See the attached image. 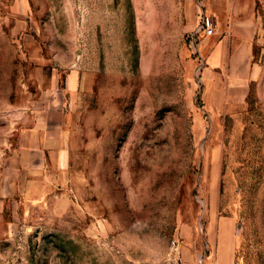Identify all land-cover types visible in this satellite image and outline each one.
Instances as JSON below:
<instances>
[{
	"label": "rangeland",
	"instance_id": "obj_1",
	"mask_svg": "<svg viewBox=\"0 0 264 264\" xmlns=\"http://www.w3.org/2000/svg\"><path fill=\"white\" fill-rule=\"evenodd\" d=\"M193 2L0 0V264H264V0L247 100H209ZM22 89L67 112L28 178Z\"/></svg>",
	"mask_w": 264,
	"mask_h": 264
},
{
	"label": "crops",
	"instance_id": "obj_2",
	"mask_svg": "<svg viewBox=\"0 0 264 264\" xmlns=\"http://www.w3.org/2000/svg\"><path fill=\"white\" fill-rule=\"evenodd\" d=\"M199 1L201 12L205 10L215 24V33L210 37L198 33L199 25L194 39L205 66L209 100H247L262 73L255 61L263 31L260 0ZM24 91H20L22 95L17 96L12 107L16 144L11 161L28 178L40 170L49 156L52 160L54 153L62 152L60 147H53L52 131L59 125L63 132L67 112L65 100H28ZM54 112L60 115L58 125L52 118Z\"/></svg>",
	"mask_w": 264,
	"mask_h": 264
},
{
	"label": "built area",
	"instance_id": "obj_3",
	"mask_svg": "<svg viewBox=\"0 0 264 264\" xmlns=\"http://www.w3.org/2000/svg\"><path fill=\"white\" fill-rule=\"evenodd\" d=\"M198 33H202L204 37H210L215 33V24L213 18L208 15L205 10L202 13Z\"/></svg>",
	"mask_w": 264,
	"mask_h": 264
}]
</instances>
